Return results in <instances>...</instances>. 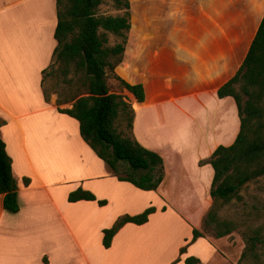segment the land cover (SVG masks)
I'll return each instance as SVG.
<instances>
[{"label": "crops", "instance_id": "obj_1", "mask_svg": "<svg viewBox=\"0 0 264 264\" xmlns=\"http://www.w3.org/2000/svg\"><path fill=\"white\" fill-rule=\"evenodd\" d=\"M130 4L131 27L114 74L141 83L145 98L119 89L115 76L107 83L132 104L138 142L163 158L156 190L114 176L82 138L79 121L59 112L57 96L45 99L43 70L57 45L56 0H0V134L20 206L16 213L5 210L0 194V264H185L189 256L211 264L215 257L218 241L205 235L180 250L193 229L203 232L212 205L208 159L239 134L235 99L219 97L218 89L240 69L264 0ZM79 187L107 203L70 202ZM151 206L156 210L147 222L124 224L110 247L103 245V230L121 215Z\"/></svg>", "mask_w": 264, "mask_h": 264}, {"label": "trees", "instance_id": "obj_2", "mask_svg": "<svg viewBox=\"0 0 264 264\" xmlns=\"http://www.w3.org/2000/svg\"><path fill=\"white\" fill-rule=\"evenodd\" d=\"M57 45L52 62L57 63V78L65 84L76 81L78 91L71 97L57 93V108L79 121L82 138L104 160L110 171L121 181H127L143 190H156L164 175V161L160 154L144 147L133 134L134 108L122 94L111 92L107 83L108 72H113L122 62L131 27L130 0H56ZM107 2L119 11L116 15L100 13V6ZM114 43L110 42L111 37ZM49 67V66H48ZM47 67V68H48ZM42 86L44 97L50 100V92ZM122 88L130 91L138 101L145 98L141 83L131 84L120 78ZM82 89V90H79ZM218 96H232L238 107L241 127L235 142L218 146L208 162L214 169L210 195L212 205L203 219V228L217 237L237 230L241 225L220 216V210L248 182L264 176V17L262 18L249 51L237 73L218 89ZM70 103L71 107H61ZM5 120L0 118V127ZM24 178L25 184L29 183ZM0 194L5 210L19 211L18 187L12 169V158L6 151L0 134ZM70 202L97 200L82 187L71 191ZM100 205L105 199L97 200ZM154 206L130 215H121L114 224L103 230V245L110 247L114 235L126 223L143 224L154 212ZM245 248L239 262L244 259L260 263L258 246L264 245L261 226L243 224ZM203 232L193 229L195 241ZM185 264H203L199 258L189 256Z\"/></svg>", "mask_w": 264, "mask_h": 264}, {"label": "rangeland", "instance_id": "obj_3", "mask_svg": "<svg viewBox=\"0 0 264 264\" xmlns=\"http://www.w3.org/2000/svg\"><path fill=\"white\" fill-rule=\"evenodd\" d=\"M100 13L116 15L119 11L115 10L110 2H107L100 6ZM114 41L115 38L112 36L110 42L114 43ZM56 69L57 63L51 62L45 73L44 86L49 90L50 97L52 95L57 96V93L54 91H58L62 97H71L73 96L72 94H76L78 91L77 82L74 81L68 85L63 83L61 78H57ZM108 77L114 78V73L108 72ZM118 86L119 89H122L119 82ZM61 107L66 106L62 104ZM220 216L234 220L241 226L231 234L220 238L215 237L212 232L203 228V235L212 241H218L214 243L217 250L211 264H254L251 259H244L242 262H239L245 248L244 227L242 225L261 226L263 228L262 233L264 234V176L246 183L240 189L238 196L234 197L220 210ZM257 250L260 254V263L264 264V245L258 246Z\"/></svg>", "mask_w": 264, "mask_h": 264}]
</instances>
